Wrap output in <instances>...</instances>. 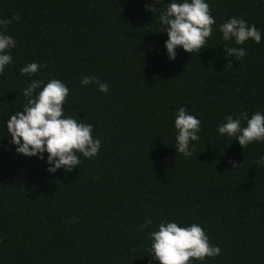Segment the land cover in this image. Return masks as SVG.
Returning a JSON list of instances; mask_svg holds the SVG:
<instances>
[{
	"label": "trees",
	"instance_id": "16d2710c",
	"mask_svg": "<svg viewBox=\"0 0 264 264\" xmlns=\"http://www.w3.org/2000/svg\"><path fill=\"white\" fill-rule=\"evenodd\" d=\"M168 2L0 0V19L19 17L4 29L16 47L0 73V264H158L147 234L162 220L202 227L220 248L203 264H264V166L255 163L264 142L242 149L216 131L228 115L264 112V0H208L211 38L198 53L178 47L174 60L156 21ZM229 17L262 33L238 46V61L218 31ZM32 61L44 67L21 75ZM83 76L108 92L82 87ZM53 78L69 89L63 110L101 141L71 172L17 154L3 125L22 110L30 79ZM180 106L201 122L190 157L174 149Z\"/></svg>",
	"mask_w": 264,
	"mask_h": 264
},
{
	"label": "clouds",
	"instance_id": "9594fccd",
	"mask_svg": "<svg viewBox=\"0 0 264 264\" xmlns=\"http://www.w3.org/2000/svg\"><path fill=\"white\" fill-rule=\"evenodd\" d=\"M145 10L155 12L157 9L145 4ZM12 20L18 22L19 17L0 19V73L12 63L11 50L16 47V41L4 32ZM156 21L160 25L158 32L166 33L163 46L169 60L176 58L178 47L186 53H198L211 38L215 24L208 0H169ZM218 31L221 39L231 45L222 48L225 55L237 61L246 55L245 48L238 46L249 40L259 44L262 38L255 25L237 17H229L219 24ZM43 67V64L32 61L22 67L20 73L32 77ZM90 84H96L101 93L108 92L107 83L98 77L83 76L80 79L82 87ZM21 93L26 101L22 110L3 122L17 154L44 160L49 173L58 169L71 172L78 168L80 156L94 158L97 155L101 141L92 135V124L69 116L63 110L69 93L63 81L55 78L47 82L30 79ZM173 128L176 154L190 157L195 147L193 142L200 140V120L180 106L174 111ZM216 131L221 136L233 138L242 149L252 143L264 142V112H254L250 117L246 112L239 113L235 118L228 115L223 123L217 125ZM255 163L264 166V154L259 155ZM232 167L236 168L235 163ZM151 224L152 220L146 219L141 228ZM147 235L150 258L158 264H192L193 261L203 264L206 258L220 253V248L209 243L208 236L197 223L183 225L175 220H162Z\"/></svg>",
	"mask_w": 264,
	"mask_h": 264
}]
</instances>
